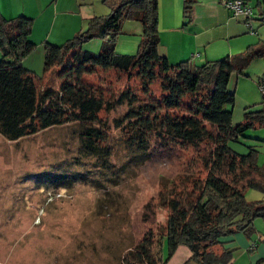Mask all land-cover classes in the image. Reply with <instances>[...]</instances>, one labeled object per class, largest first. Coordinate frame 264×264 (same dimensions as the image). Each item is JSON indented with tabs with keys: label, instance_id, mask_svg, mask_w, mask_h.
<instances>
[{
	"label": "trees",
	"instance_id": "trees-1",
	"mask_svg": "<svg viewBox=\"0 0 264 264\" xmlns=\"http://www.w3.org/2000/svg\"><path fill=\"white\" fill-rule=\"evenodd\" d=\"M104 2L108 13L88 18L83 29L61 43H44L40 75L22 64L34 46L29 39L32 18L0 13V134L13 140L75 124L79 154L94 157L102 167L112 153L110 124L139 160L149 156L154 143L191 148L175 177L157 190L156 202L167 209L163 221L145 227L118 264H165L179 245L190 251L181 264H230L233 249L223 238L238 231L249 236L254 218L264 219V163H258L254 146L245 144L247 129L264 127V109L245 106L242 119L234 122L228 105L235 95L228 83L232 74L246 75L251 61L264 57V38L199 64L189 59L172 64L157 50V0ZM193 2L182 0L185 23ZM255 7L264 19V0ZM128 19L142 26L133 54L115 50ZM93 37L100 38V49H83ZM111 73L139 82L114 88ZM257 83L264 102V70ZM119 107L124 110L111 119L99 115ZM235 144L245 145L246 151L236 150ZM247 188L262 197L247 199ZM248 264H264V255Z\"/></svg>",
	"mask_w": 264,
	"mask_h": 264
},
{
	"label": "rangeland",
	"instance_id": "rangeland-1",
	"mask_svg": "<svg viewBox=\"0 0 264 264\" xmlns=\"http://www.w3.org/2000/svg\"><path fill=\"white\" fill-rule=\"evenodd\" d=\"M255 38H264V24L258 25ZM263 70L264 57H258L246 75L231 77L235 98L228 106L234 122L242 119L247 104L264 109L257 83ZM41 73L42 67L36 74ZM110 79L114 88L139 82L114 73ZM123 110L99 115L111 119ZM77 131L69 124L13 140L0 134V264H118L145 227L163 221L167 209L156 202L157 190L175 177L192 149L154 143L149 156L139 160L110 124L112 153L102 167L94 157L79 154ZM263 131L250 128L246 133ZM261 195L254 188L245 191L247 199Z\"/></svg>",
	"mask_w": 264,
	"mask_h": 264
},
{
	"label": "crops",
	"instance_id": "crops-1",
	"mask_svg": "<svg viewBox=\"0 0 264 264\" xmlns=\"http://www.w3.org/2000/svg\"><path fill=\"white\" fill-rule=\"evenodd\" d=\"M222 1L194 0L190 19L185 23L182 0H157L158 52L172 64L188 59L199 64L234 54L256 42L259 39L255 38L258 35V25L264 24V19L256 13L258 8L255 4L258 0H244L253 6L255 16L250 24L255 33H251L245 17L233 15L221 4ZM108 11L104 0H0V13L5 18L20 14L32 18L29 39L34 46L22 59V64L34 73H38L40 67L43 69L45 42L61 43L83 29L88 18ZM255 20L258 24L254 23ZM141 31L140 22L125 20L116 37V51L123 54L135 53ZM100 45V38L93 37L82 44V47L96 52ZM231 77L236 79L237 75L233 74ZM228 86L234 90L230 80ZM248 105L250 104L245 106ZM258 133L245 132L248 136L245 144L254 146L258 153V163H264V134ZM234 147L240 152L246 151L245 145L235 144ZM261 197L262 195L256 198ZM223 239L226 246L233 249L230 264H248L264 255V219L254 218L253 231L249 236L238 231ZM189 255L187 246L179 245L165 264H181ZM189 264L198 263L190 260Z\"/></svg>",
	"mask_w": 264,
	"mask_h": 264
},
{
	"label": "built area",
	"instance_id": "built-area-1",
	"mask_svg": "<svg viewBox=\"0 0 264 264\" xmlns=\"http://www.w3.org/2000/svg\"><path fill=\"white\" fill-rule=\"evenodd\" d=\"M221 4L228 8L233 15H242L243 17H245L250 31H254L253 27L250 24V20L254 15V11L250 4L246 3V1L244 0H223Z\"/></svg>",
	"mask_w": 264,
	"mask_h": 264
}]
</instances>
